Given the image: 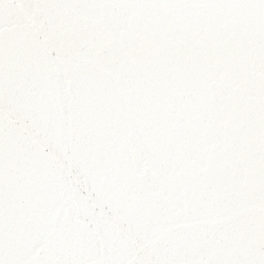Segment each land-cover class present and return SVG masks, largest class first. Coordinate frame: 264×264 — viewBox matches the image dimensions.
<instances>
[{
    "label": "snow or ice",
    "instance_id": "obj_1",
    "mask_svg": "<svg viewBox=\"0 0 264 264\" xmlns=\"http://www.w3.org/2000/svg\"><path fill=\"white\" fill-rule=\"evenodd\" d=\"M0 264H264V0H0Z\"/></svg>",
    "mask_w": 264,
    "mask_h": 264
}]
</instances>
